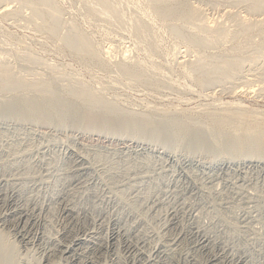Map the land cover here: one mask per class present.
Returning a JSON list of instances; mask_svg holds the SVG:
<instances>
[{
  "label": "rangeland",
  "instance_id": "1",
  "mask_svg": "<svg viewBox=\"0 0 264 264\" xmlns=\"http://www.w3.org/2000/svg\"><path fill=\"white\" fill-rule=\"evenodd\" d=\"M41 1L0 0V264H264V0Z\"/></svg>",
  "mask_w": 264,
  "mask_h": 264
},
{
  "label": "bare ground",
  "instance_id": "2",
  "mask_svg": "<svg viewBox=\"0 0 264 264\" xmlns=\"http://www.w3.org/2000/svg\"><path fill=\"white\" fill-rule=\"evenodd\" d=\"M42 1H43V0H42ZM42 1H41V2H42ZM72 1H73V0H72ZM86 1H87V0H86ZM99 1H100V0H99ZM103 1H104V0H103ZM107 1H108V0H107ZM165 1H166V0H165ZM178 1H179V0H178ZM47 2H48V1H47ZM127 2H128V1H127ZM161 2H162V1H161ZM174 2H175V1H174ZM54 3H55V2H54ZM54 3H53V4H54ZM83 3H84V2H83ZM102 3H103V2H102ZM144 3H145V2H144ZM42 4H43V3H42ZM48 4H49V3H48ZM53 4H52V5H53ZM38 5H39V4H38ZM46 5H47V4H46ZM97 5H98V4H97ZM105 5H107V4H105ZM182 5H183V4H182ZM47 6H48V5H47ZM91 6H92V5H91ZM55 7H56V6H55ZM97 7H98V6H97ZM86 8H87V7H86ZM107 8H108V7H107ZM97 9H98V8H97ZM48 10H49V9H48ZM57 10H58V9H57ZM59 10H60V9H59ZM88 10H89V9H88ZM99 10H100V7H99ZM125 10H127V9H125ZM130 10H131V9H130ZM149 10H150V9H148L147 12H150ZM151 10H152V9H151ZM51 11H52V10H51ZM103 11H104V10H103ZM110 11H111V10H110ZM195 11H196V10H195ZM152 12H153V11H152ZM100 13H101V12H100ZM105 13H106V12H105ZM108 13H109V12H108ZM112 13H113V12H112ZM133 13H134V12H133ZM143 13H144V12H143ZM72 14H73V13H72ZM121 14H122V13H121ZM123 14H124V13H123ZM144 14H145V13H144ZM56 15H57V12H56ZM87 15H88V14H87ZM89 15H90V14H89ZM107 15H108V14H107ZM49 16H50V15H49ZM103 16H104V15H103ZM111 16H112V15H111ZM125 16H126V15H125ZM125 16H124V17H125ZM145 16H146V15H145ZM106 17H108V16H106ZM151 17H152V16H151ZM112 18H113V17H112ZM210 18H211V17H210ZM100 19H101V18H100ZM130 19H131V18H130ZM137 19H138V18H137ZM115 20H117V19H115ZM135 20H136V19H135ZM57 21H58V20H57ZM62 21H63V20H62ZM64 21H65V20H64ZM130 21H131V20H130ZM149 21H150V20H149ZM118 22H119V21H118ZM100 23H101V22H100ZM110 23H111V22H110ZM114 23H115V22H114ZM143 23H144V22H143ZM245 23H246V22H245ZM71 24H72V23H71ZM102 24H103V23H102ZM162 24H163V23H162ZM76 25H77V24H76ZM117 25H118V24H117ZM122 25H123V24H122ZM125 25H126V24H125ZM242 25H243V22H242ZM246 25H247V24H246ZM246 25H245V26H246ZM255 25H256V24H255ZM196 26H197V25H196ZM207 26H208V25H207ZM247 26H248V25H247ZM133 27H134V26H133ZM140 27H141V26H140ZM142 27H143V26H142ZM218 27H219V26H218ZM73 28H74V27H73ZM122 28H123V27H122ZM210 28H211V26H210ZM248 28H249V27H248ZM204 29H206V28H204ZM208 29H209V28H208ZM212 29H213V28H211V30H212ZM126 30H127V29H126ZM143 30H144V29H143ZM228 30H229V29H228ZM247 30H248V29H247ZM208 31H210V30H208ZM76 32H77V31H76ZM228 32H229V31H228ZM237 32H238V31H237ZM240 32H241V31H240ZM131 33H132V32H131ZM141 33H143V32H141ZM77 34H78V33H77ZM137 34H138V33H137ZM226 34H227V33H226ZM155 35H156V34H155ZM225 36H226V35H225ZM139 37H140V36H139ZM84 38H86V37H84ZM82 39H83V38H82ZM133 39H134V38H133ZM18 40H19V39H18ZM83 40H84V39H83ZM119 41H120V40H119ZM89 42H90V41H89ZM90 43H91V42H90ZM138 43H139V42H138ZM84 44H87V45H88V43H84ZM113 45H114V44H113ZM88 46H89V45H88ZM88 46H87V47H88ZM31 48H32V47H31ZM88 48H89V47H88ZM114 48H115V47H114ZM120 48H121V47H120ZM104 49H105V48H104ZM134 49H135V48H134ZM185 50H186V49H185ZM101 52H103V51H101ZM177 52H178V51H177ZM130 53H131V52H130ZM110 54H111V53H110ZM174 54H175V53H174ZM176 54H178V53H176ZM126 56H127V55H126ZM111 57H112V56H111ZM127 57H128V56H127ZM127 57H126V58H127ZM112 62H113V61H112ZM129 63H130V62H129ZM167 63H168V62H167ZM154 66H155V65H154ZM162 71H163V70H162ZM227 102H228V101H227ZM232 102H233V101H232ZM232 102H231V104H232ZM150 104H151V103H150ZM225 104H226V102H225ZM236 104H237V103H236ZM239 104H241V102H239L238 105H239ZM209 105H210V104H209ZM234 105H235V102H234ZM238 105H237V106H238ZM149 106H150V105H149ZM241 106L243 107V106H245V105H240V107H241ZM197 107H198V106H197ZM197 107H196V108H197ZM242 107H241V108H242ZM229 108H230V107H229ZM244 108H245V107H244ZM165 109H166V108H165ZM201 109H202V108H201ZM245 109H246V108H245ZM249 109H250V108H249ZM225 110H226V109H225ZM225 110H222V111L225 112ZM231 110H234V108L230 109V111H231ZM252 110H253V109H252ZM226 111H227V110H226ZM230 111H229V112H230ZM238 111H239V112H238ZM216 112H217V111H216ZM233 112H234V111H231V114H232ZM237 112L240 113V109H238V107H237V109H236V113H237ZM241 112H242V111H241ZM243 112H244V111H243ZM245 112L247 113V111H245ZM238 113H237V115H239ZM246 113H245V114L243 113L244 116L246 115ZM251 113H252V111H251ZM253 113L255 114V112H253ZM225 114H228V111H227V113L225 112ZM241 114H242V113H241ZM248 114H249V112H248ZM260 115H261V114H260ZM224 116H227V115H224ZM241 116H242V115H241ZM241 116H240V117H241ZM250 116H255V115L251 114ZM256 116H257V115H256ZM221 117H222V116H221ZM232 117H233V116H232ZM247 117H248V116H247ZM263 117H264V116H263ZM248 119H249V118H248ZM242 121H243V120H242ZM258 121H259V120H258Z\"/></svg>",
  "mask_w": 264,
  "mask_h": 264
}]
</instances>
